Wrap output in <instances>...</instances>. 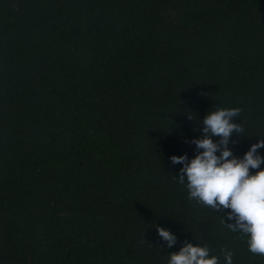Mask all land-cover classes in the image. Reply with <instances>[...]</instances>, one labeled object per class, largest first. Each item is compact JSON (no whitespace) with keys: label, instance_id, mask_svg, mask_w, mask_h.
Segmentation results:
<instances>
[{"label":"trees","instance_id":"16d2710c","mask_svg":"<svg viewBox=\"0 0 264 264\" xmlns=\"http://www.w3.org/2000/svg\"><path fill=\"white\" fill-rule=\"evenodd\" d=\"M217 108L264 139V0H0V264H264L169 159Z\"/></svg>","mask_w":264,"mask_h":264},{"label":"clouds","instance_id":"9594fccd","mask_svg":"<svg viewBox=\"0 0 264 264\" xmlns=\"http://www.w3.org/2000/svg\"><path fill=\"white\" fill-rule=\"evenodd\" d=\"M240 112L239 108L208 112L202 120V136L187 141L196 146L194 158L185 153L169 159L173 165H182L177 177L180 184L186 183L188 198L216 211L230 210L228 220L234 223H227L229 229L247 237L249 252L264 256V156L258 153L264 139L252 144L242 158L234 156L229 144L233 133L244 131L234 122ZM156 231L169 248L177 243L171 231L160 226ZM223 255L225 264H233L231 251L225 249ZM167 264H219V257L210 255L207 246L184 242L179 251L171 252Z\"/></svg>","mask_w":264,"mask_h":264}]
</instances>
